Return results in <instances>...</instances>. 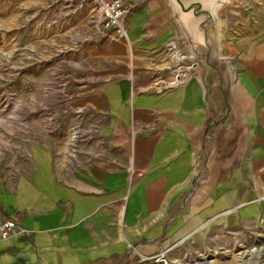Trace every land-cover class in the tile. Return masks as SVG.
<instances>
[{"label":"crops","instance_id":"obj_1","mask_svg":"<svg viewBox=\"0 0 264 264\" xmlns=\"http://www.w3.org/2000/svg\"><path fill=\"white\" fill-rule=\"evenodd\" d=\"M123 2L128 37L86 12L96 34L73 54L70 96L0 163V218L28 231L0 240V264H264V11L225 55L245 107L239 159L197 181L207 106L196 78L168 89L186 55L170 9Z\"/></svg>","mask_w":264,"mask_h":264},{"label":"rangeland","instance_id":"obj_2","mask_svg":"<svg viewBox=\"0 0 264 264\" xmlns=\"http://www.w3.org/2000/svg\"><path fill=\"white\" fill-rule=\"evenodd\" d=\"M93 1L0 0V163L14 145L23 147L30 118L57 116L55 102L70 96L73 54L96 34L86 17L96 14ZM263 11L260 0H239L224 12V55L256 30Z\"/></svg>","mask_w":264,"mask_h":264},{"label":"water","instance_id":"obj_3","mask_svg":"<svg viewBox=\"0 0 264 264\" xmlns=\"http://www.w3.org/2000/svg\"><path fill=\"white\" fill-rule=\"evenodd\" d=\"M186 55L175 58L178 84L196 78L203 89L207 116L197 142L198 173L229 169L239 159L245 139V107L236 87L231 58L223 53L224 12L239 0H163Z\"/></svg>","mask_w":264,"mask_h":264},{"label":"built area","instance_id":"obj_4","mask_svg":"<svg viewBox=\"0 0 264 264\" xmlns=\"http://www.w3.org/2000/svg\"><path fill=\"white\" fill-rule=\"evenodd\" d=\"M94 2L95 7H97V9L101 12L100 25L106 30L116 29L120 38H127L128 33L124 25V21L130 13V8H127L123 0H94ZM173 48H175V46ZM177 56L178 55L175 57ZM174 72L176 81L168 86V89L172 86L179 85L177 83L179 74L176 66ZM19 230L28 233V231L21 228L16 219L0 218V240L9 238L12 234Z\"/></svg>","mask_w":264,"mask_h":264}]
</instances>
